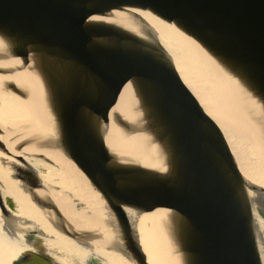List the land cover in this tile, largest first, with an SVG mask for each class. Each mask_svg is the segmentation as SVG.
Segmentation results:
<instances>
[{
	"label": "water",
	"instance_id": "95a60500",
	"mask_svg": "<svg viewBox=\"0 0 264 264\" xmlns=\"http://www.w3.org/2000/svg\"><path fill=\"white\" fill-rule=\"evenodd\" d=\"M120 11L148 12L192 38L246 93L254 107L247 118L253 123L258 114L255 126L264 136V0H0V61L20 59L18 70L40 77L54 121L53 138L38 146L58 150L101 195L116 220L112 247L132 263L150 264L129 211L168 216L181 264H263L249 193L258 187L242 173L224 132L186 85L154 27L138 14L133 29L111 20ZM15 71L0 67V75ZM126 87L137 120L114 111ZM4 89L27 98L14 82ZM111 122L148 138L163 170L111 147ZM3 135L0 124V151L18 163L11 164L12 177L52 225L83 245L99 238L76 229L49 196L38 194L45 189L42 178L20 152L35 138L17 134L22 140L10 147ZM0 210L13 219L1 192ZM27 236L33 241L36 233Z\"/></svg>",
	"mask_w": 264,
	"mask_h": 264
},
{
	"label": "bare ground",
	"instance_id": "6f19581e",
	"mask_svg": "<svg viewBox=\"0 0 264 264\" xmlns=\"http://www.w3.org/2000/svg\"><path fill=\"white\" fill-rule=\"evenodd\" d=\"M136 14L154 27L173 56L182 79L224 132L242 173L258 187L257 190H249V193L264 264V136L255 126L257 123L260 128L258 114L252 116L254 124L248 120L250 107H254L246 93L173 23L143 11L116 12L111 15V20L133 29ZM0 50H4L1 39ZM21 66L20 59L13 57L0 61V67L16 69L14 73L0 75V124L5 129L1 138L10 147L22 140L20 137L15 140L17 134L23 139L35 138L36 142L20 152L42 178L45 189L39 190L38 194L49 196L76 229L95 232L100 237L83 245L57 230L48 213L38 207L20 182L12 177L14 168L11 164L18 163L0 151V192L4 199H11L16 204L12 210L13 219L4 218L0 210V264H17L23 254L32 251V241L27 236L30 232H35L34 237L44 240L51 252L52 249L57 251L51 255L60 264H85L87 260L90 264H134L112 247L117 239L116 220L101 195L73 162L58 150L38 146L40 141L53 138L55 125L45 105V91L40 77L28 68L18 70ZM6 82L20 86L27 98L7 92L4 89ZM131 97V90L126 87L114 109L129 121L140 116L138 106ZM106 138L111 147L128 158L163 170L160 168L161 159L148 138L128 134L113 122ZM128 214L150 264H181L169 235L170 224L166 214H138L132 211Z\"/></svg>",
	"mask_w": 264,
	"mask_h": 264
},
{
	"label": "rangeland",
	"instance_id": "374dc122",
	"mask_svg": "<svg viewBox=\"0 0 264 264\" xmlns=\"http://www.w3.org/2000/svg\"><path fill=\"white\" fill-rule=\"evenodd\" d=\"M9 200V204L10 206L15 209L16 207V204L11 200V199H8ZM35 239L32 241V244H31V248H32V251H28L26 254H34V253H38V254H45L46 252L49 253L50 257L54 262H56V264H60L56 261V259L53 257L52 252H57L56 250H53L52 249V252L50 251V249L48 248V245H46V243L44 242V240L40 239V238H36L34 237ZM23 262H19V264H22ZM73 264V263H72ZM74 264H81L79 262H75ZM85 264H90V260H87Z\"/></svg>",
	"mask_w": 264,
	"mask_h": 264
},
{
	"label": "flooded vegetation",
	"instance_id": "af4514ba",
	"mask_svg": "<svg viewBox=\"0 0 264 264\" xmlns=\"http://www.w3.org/2000/svg\"><path fill=\"white\" fill-rule=\"evenodd\" d=\"M48 252L45 254H26V259L22 264H56L51 258Z\"/></svg>",
	"mask_w": 264,
	"mask_h": 264
},
{
	"label": "trees",
	"instance_id": "16d2710c",
	"mask_svg": "<svg viewBox=\"0 0 264 264\" xmlns=\"http://www.w3.org/2000/svg\"><path fill=\"white\" fill-rule=\"evenodd\" d=\"M17 264H19V263H17Z\"/></svg>",
	"mask_w": 264,
	"mask_h": 264
}]
</instances>
